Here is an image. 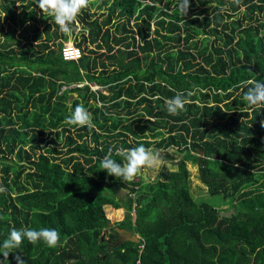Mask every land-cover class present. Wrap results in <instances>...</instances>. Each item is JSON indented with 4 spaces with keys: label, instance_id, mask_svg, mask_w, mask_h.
<instances>
[{
    "label": "trees",
    "instance_id": "trees-1",
    "mask_svg": "<svg viewBox=\"0 0 264 264\" xmlns=\"http://www.w3.org/2000/svg\"><path fill=\"white\" fill-rule=\"evenodd\" d=\"M95 1L70 33L82 56L65 61L70 35L37 0H0V245L13 228L60 234L53 248L25 238L10 264H264V108L241 91L264 82V0H190L186 16L177 0ZM177 93L187 102L169 114ZM77 105L93 128L65 124ZM140 145L164 152L156 178L100 168ZM188 165L207 199L192 197ZM107 207L123 220L109 227ZM113 227L141 254L115 247Z\"/></svg>",
    "mask_w": 264,
    "mask_h": 264
},
{
    "label": "clouds",
    "instance_id": "clouds-1",
    "mask_svg": "<svg viewBox=\"0 0 264 264\" xmlns=\"http://www.w3.org/2000/svg\"><path fill=\"white\" fill-rule=\"evenodd\" d=\"M237 4L240 0H235ZM90 0H37V5L43 14L51 16L55 24L62 33H71L74 22L82 9L89 6ZM190 0H177V9L182 16L188 14ZM195 18V17H194ZM243 100L251 108H264V82L246 81L242 85ZM187 100L184 93H177L174 97L166 101V108L169 114H177L183 110ZM65 124L93 128L92 116L83 105H77L71 114L66 117ZM261 127H264V121H261ZM116 155L122 157L123 162L113 159V150L109 149L108 153L100 161V168L106 171L109 176L118 180L131 183L135 178L142 174L143 169L153 168L159 163V153L140 145L131 149H116ZM6 191L0 187V192ZM30 243L36 244L43 241L48 247H56L60 243V234L53 228H41L39 230L26 228L17 230L13 228L7 238L0 245V264L9 262V255L13 249L19 248L24 239ZM17 264H23V260L16 255Z\"/></svg>",
    "mask_w": 264,
    "mask_h": 264
},
{
    "label": "rangeland",
    "instance_id": "rangeland-1",
    "mask_svg": "<svg viewBox=\"0 0 264 264\" xmlns=\"http://www.w3.org/2000/svg\"><path fill=\"white\" fill-rule=\"evenodd\" d=\"M98 1H95L93 2V6L92 5H89L87 8V11L92 14V13H97V14H100L101 12L100 11H97V3ZM90 4V3H89ZM173 6H177V2H175L173 4ZM103 9H106V8H103ZM102 9V10H103ZM105 11V10H103ZM106 12V11H105ZM2 22V21H1ZM39 26V29L41 30L42 29V26H43V23L38 25ZM4 28H6V24L4 23ZM3 28V29H4ZM80 26L78 25L77 26V29L79 30ZM4 32V31H3ZM79 32V35H78V40H80L82 37H83V32L80 30L78 31ZM70 35V33H69ZM1 37H3L2 34H0V39H2ZM77 41V40H76ZM68 43H70V39L66 40L63 42V46L65 45H68ZM55 49L57 48L56 46L54 47ZM91 87L95 88V85L94 84H91ZM100 90H102L100 87H99ZM104 94H107V91H103ZM73 97H75V95H73V93H71ZM154 152V150H152ZM159 153V163L153 167V168H145L143 172H145L148 176L147 178L149 179H154L156 178V175L158 174L161 166L163 164H166V161L163 160V151H157ZM188 168L190 170V174H191V195L192 197H194L195 199H200V198H203L205 197L206 199L208 198L207 194H206V189L205 187L199 183L198 179H197V169L195 167H191V165H188ZM142 172V173H143ZM121 193H127L125 191H121ZM210 201L213 200V199H218V197H214V198H209ZM121 209V212H119V210H114L112 209L111 207H107L105 209V212H106V216L107 218L110 220V222L112 223V225L118 221H120L124 215H125V210L120 208ZM221 215H228L232 212L231 209L228 208L227 205H223L221 206ZM120 216H119V215Z\"/></svg>",
    "mask_w": 264,
    "mask_h": 264
},
{
    "label": "built area",
    "instance_id": "built-area-1",
    "mask_svg": "<svg viewBox=\"0 0 264 264\" xmlns=\"http://www.w3.org/2000/svg\"><path fill=\"white\" fill-rule=\"evenodd\" d=\"M77 41L72 37L68 45L62 46L61 56L65 61H77L82 56L81 49L77 46ZM86 82L75 84L73 86L82 87ZM95 85V84H94ZM91 87V85H90ZM92 90H100L98 86L95 85V88L91 87ZM104 93V92H103ZM144 248V243L139 238L138 243V253L141 254ZM136 264H140V261L137 260Z\"/></svg>",
    "mask_w": 264,
    "mask_h": 264
},
{
    "label": "water",
    "instance_id": "water-1",
    "mask_svg": "<svg viewBox=\"0 0 264 264\" xmlns=\"http://www.w3.org/2000/svg\"><path fill=\"white\" fill-rule=\"evenodd\" d=\"M69 39L70 40L72 39V35L71 34L69 36ZM184 154L185 153H182L181 155L184 156ZM138 177H141L145 182L148 181L147 174L145 172H143ZM122 191H125V192L129 193V191L126 190V189H122ZM92 195L93 194H89L88 196H92ZM108 226L112 227V224L109 223ZM113 229L118 233V239H117V241H116V243L114 245L115 247L119 246V245H121V244H123L125 242H131V243H135V244L139 243V237L137 235H134L131 232H129V231L125 230V229L119 228V227H113ZM103 237H104V234H103Z\"/></svg>",
    "mask_w": 264,
    "mask_h": 264
},
{
    "label": "crops",
    "instance_id": "crops-1",
    "mask_svg": "<svg viewBox=\"0 0 264 264\" xmlns=\"http://www.w3.org/2000/svg\"><path fill=\"white\" fill-rule=\"evenodd\" d=\"M73 95H75V93H73ZM75 97H76V95H75ZM148 176V175H147ZM115 210V209H114ZM117 210H119V212H121V209H117ZM119 215V214H118ZM121 215V214H120ZM119 215V216H120ZM124 218V217H123ZM123 218L120 220V221H122L123 220ZM110 221V220H109ZM120 221H118V222H120ZM111 223V222H110ZM117 223V222H116ZM112 224V223H111ZM115 224V223H114ZM114 224L112 225V226H114ZM105 235V234H104ZM139 237V236H138ZM118 239V238H117ZM117 241V240H116ZM116 243V242H115ZM115 245V244H114Z\"/></svg>",
    "mask_w": 264,
    "mask_h": 264
}]
</instances>
